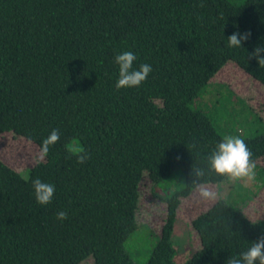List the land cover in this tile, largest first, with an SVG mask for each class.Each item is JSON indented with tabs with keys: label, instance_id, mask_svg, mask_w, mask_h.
Returning a JSON list of instances; mask_svg holds the SVG:
<instances>
[{
	"label": "trees",
	"instance_id": "trees-1",
	"mask_svg": "<svg viewBox=\"0 0 264 264\" xmlns=\"http://www.w3.org/2000/svg\"><path fill=\"white\" fill-rule=\"evenodd\" d=\"M237 31L250 38L230 48ZM257 46L264 0H0V136L31 137L40 150L52 130L60 134L26 177L0 159V264H138L124 244L137 228L141 180L157 185L180 170L184 187L163 198L159 240L143 263L174 264L180 205L197 185L225 179L207 160L227 131L201 106L219 104L222 87L235 95L232 70L264 87V66L249 59ZM125 51L133 68L152 71L116 90L114 58ZM251 110L262 123L264 110ZM261 125L242 139L263 170ZM36 178L55 187L46 206L35 201ZM60 211L67 219L57 220ZM190 226L200 246L183 264H225L264 237V219L251 222L222 199Z\"/></svg>",
	"mask_w": 264,
	"mask_h": 264
},
{
	"label": "rangeland",
	"instance_id": "rangeland-1",
	"mask_svg": "<svg viewBox=\"0 0 264 264\" xmlns=\"http://www.w3.org/2000/svg\"><path fill=\"white\" fill-rule=\"evenodd\" d=\"M232 69L230 67L224 72L225 75L223 73V79ZM229 76L228 88L237 96L226 87H222L219 104L213 105L207 101L201 108L211 115L213 120H217L222 130L227 131L225 136L250 138L262 130L261 124L264 125V114H260L262 118L260 123L259 116L251 110L255 107L261 112L264 110V87L237 70H232ZM38 152L35 143L29 144L22 137L14 136L10 132L0 136V159L24 177L36 164L35 158ZM259 164L263 166V170L255 164V178L250 182L234 184L224 179L217 184H210L209 186L216 192L215 200L201 198L197 188L189 199L182 202L176 214V227L172 239L175 249L174 264H183L199 249L200 243L190 226V221L207 210L215 201L222 199L240 209L251 222L264 219V161ZM183 187V174L180 170L174 171L166 181L157 185L148 183L145 177L141 180L136 212L137 228L124 244L125 251L132 258L134 257L138 264L145 262L159 240L166 213L163 198ZM80 264L94 263L91 257H87Z\"/></svg>",
	"mask_w": 264,
	"mask_h": 264
},
{
	"label": "clouds",
	"instance_id": "clouds-1",
	"mask_svg": "<svg viewBox=\"0 0 264 264\" xmlns=\"http://www.w3.org/2000/svg\"><path fill=\"white\" fill-rule=\"evenodd\" d=\"M200 6H203L202 4ZM251 33L233 32L228 38V47L242 48L247 42ZM264 47L257 46L249 54V59H255L259 66H264ZM136 56L130 51L117 54L114 58L118 66V80L115 84L116 90L134 88L141 85L152 71L150 64H141L138 69L133 68ZM60 139L58 130L51 131L49 136L42 141L39 152L36 154V164L41 163L48 155L50 147ZM27 142L32 143L31 137ZM74 152L78 154L77 163L83 164L88 156L83 154V149L77 147ZM252 153L244 140L238 136H225L212 151L207 160V171L216 176L225 178L227 181L237 184L239 182H250L255 178V163L251 159ZM197 178L205 175L204 169H194ZM35 201L38 205L46 206L51 203L55 192L52 184L42 182L39 178L32 180ZM199 196L206 200H215L216 192L207 184L197 185ZM57 220L67 219V213L60 211L56 216ZM225 264H264V237L253 242L246 251L239 254V257L230 256Z\"/></svg>",
	"mask_w": 264,
	"mask_h": 264
}]
</instances>
